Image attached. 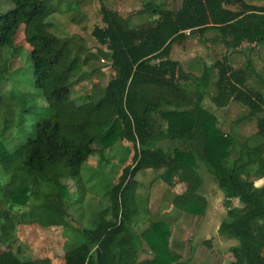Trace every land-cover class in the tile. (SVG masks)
<instances>
[{
  "label": "trees",
  "instance_id": "trees-1",
  "mask_svg": "<svg viewBox=\"0 0 264 264\" xmlns=\"http://www.w3.org/2000/svg\"><path fill=\"white\" fill-rule=\"evenodd\" d=\"M51 1L7 0L11 8L0 13V55H9L0 65V108H5L0 123V246L5 248L0 264H40L21 259L10 249L11 231L18 224L63 227L79 237L78 245L62 252V264L175 263L178 256L168 252L166 228L155 234L150 226L159 224L153 223L139 238L131 230L134 177L162 170L165 183L176 179L185 185L174 198V207L200 216L205 199L196 194L199 164L205 165L223 196L225 220L218 233L236 241L228 250L232 260L227 264H264V184L253 185L264 178V95L246 85L250 75L263 88L264 82L250 60L233 69L223 58L192 78L169 57L173 44L206 32L214 33L230 52L243 44L246 52L254 50L264 43V7L246 0H181L175 10L163 4L144 8L156 18L128 28L126 20L100 3L103 26L90 32L99 48L89 52L72 37L48 32L45 20L55 12ZM66 5L68 11L75 9ZM19 38L30 47L32 87L42 100L38 108L27 105L26 93L14 88L7 94L1 91ZM93 59L108 61L113 77L96 99L77 104L71 87ZM213 69V104L221 108L232 102L245 108L246 113L235 119L236 126L254 120L255 133L242 141L223 133L201 105ZM253 137L261 143H249ZM118 139L127 143L129 157L107 193L109 206L96 214L91 228L76 227L59 201V188H65L60 180L78 185L86 159ZM163 141H177L185 151L169 153L159 145ZM9 142L15 144L13 149ZM78 190L80 200L82 186ZM140 242L151 252L150 259L138 260Z\"/></svg>",
  "mask_w": 264,
  "mask_h": 264
},
{
  "label": "rangeland",
  "instance_id": "rangeland-1",
  "mask_svg": "<svg viewBox=\"0 0 264 264\" xmlns=\"http://www.w3.org/2000/svg\"><path fill=\"white\" fill-rule=\"evenodd\" d=\"M181 0H64L51 1L55 12L46 18L48 32L58 38H73L85 46L89 52H94L99 46L92 39L90 32L93 27H102L99 4L102 3L107 9L116 12L121 19L126 20L128 28H138L151 23L156 17L151 13L143 12L144 8L163 4L165 8L175 10ZM256 6L264 7L263 1L246 0ZM66 4L75 6L68 11ZM11 8L7 0H0V13ZM226 8L237 9L236 6ZM16 53L9 58L8 76L2 83L1 91L7 94L12 88L28 94L27 105L40 107L42 100L38 91L32 87V73L30 60L27 53L30 47L21 38L14 42ZM247 45L243 44L239 51L230 52L212 32H206L203 37H188L187 39L172 45L170 59L179 64L181 70L190 74L192 78L201 76L203 69L220 62L226 58L233 69L243 68L246 60L251 61L252 68L264 82V43L254 50L246 52ZM1 61L9 57L1 53ZM82 74L71 87V98L78 104L96 99L104 89L106 83L112 79L113 71L106 60H90L83 68ZM216 79V70L210 73V81L205 90L202 107L216 118V126L223 133L233 134L238 141L255 133L254 120L239 123L234 121L246 113V109L236 103H228L225 107L218 108L212 98L216 94L213 82ZM251 90H257L264 95V88L257 84L255 76H249L246 82ZM193 84V83H192ZM190 85V83H189ZM190 88V86H189ZM193 91V90H192ZM5 108H0V123L5 117ZM249 143H261V140L253 137ZM127 143L118 139L107 150L102 152L97 149L82 164L79 171L78 185L71 180H60L63 189L59 188V201L67 211V218H71V224L81 229L91 228V221L102 209L109 206L107 193L115 180L120 167L128 160ZM159 145L171 153L174 149L185 151L182 144L177 141L161 142ZM8 146L13 149L14 143ZM130 152V150H129ZM103 159L100 161L99 156ZM207 168L199 164L197 174L200 177V187L196 191L199 197L206 199L207 206L202 215L189 219L190 216L174 207V198L180 194L185 185L171 179L165 183L160 175L162 170H146L135 175L136 181L134 213L131 218V230L136 238L140 233L153 223L159 225L150 226L155 234L161 235L163 228L169 231L168 252L176 257V263L186 260L189 264H227L232 260L228 250L236 245L233 239L218 237L214 234L215 225L225 220V209L221 206L222 193L218 191L213 177L208 174ZM183 184V185H182ZM264 178L254 180L255 187L262 186ZM83 188V197L79 200L78 187ZM62 195H65L62 197ZM196 199V197H195ZM79 200V202H78ZM233 206H239L237 200L231 201ZM215 208V214H210ZM222 208V209H221ZM183 214V215H182ZM211 215V216H210ZM106 214V218H108ZM214 220V228L202 227V222ZM200 224V226H199ZM38 226V225H37ZM13 240L10 249L16 252L18 257L25 260L37 261L40 264H62V252L80 243V238L75 236L69 229L63 227L41 228L32 225H15L11 231ZM207 240L209 247L201 244ZM141 251L138 260L151 258V252L140 242ZM204 248V249H202ZM4 246H0L3 251ZM178 252V254H177ZM180 254V255H179ZM181 260V261H180Z\"/></svg>",
  "mask_w": 264,
  "mask_h": 264
},
{
  "label": "crops",
  "instance_id": "crops-1",
  "mask_svg": "<svg viewBox=\"0 0 264 264\" xmlns=\"http://www.w3.org/2000/svg\"><path fill=\"white\" fill-rule=\"evenodd\" d=\"M183 185V184H182ZM183 191H184V189H183ZM182 191V192H183ZM219 191V190H218ZM182 192L180 193V194H182ZM220 192V191H219ZM180 194H178V195H180ZM222 198H223V196H222ZM206 200V199H205ZM222 202V201H221ZM207 204V202L205 201V207L207 206L206 205ZM222 206V205H221ZM205 207H204V211H205ZM222 209V208H221ZM179 211H180V213L182 212V213H185V214H187V215H190V216H185V215H183L184 217H188L189 219H191V218H194V217H196L195 215H193V214H190V213H187V212H185L184 210H180V209H178ZM215 208H212L211 209V211H210V214H215L214 212H215ZM204 211H203V213H204ZM211 216V215H210ZM211 219H210V221L208 220L207 222L205 221V222H202L201 223V226L202 227H205V228H207V227H211V226H213V228H214V220H212V217H210ZM224 218H225V215H224ZM223 221V220H222ZM221 221V222H222ZM220 222V223H221ZM220 223H217L216 225H215V228H214V231H217V232H215L214 234H216L218 237L220 236V237H224V236H222V235H220L219 233H218V227H219V225H220ZM199 226H200V224H199ZM225 238V237H224ZM227 239V238H226ZM201 244L203 245V246H205L206 248L207 247H209V242L207 241V240H204V241H202L201 242ZM202 249H204V248H202ZM140 250H141V248H140ZM177 254H178V252H177ZM180 255V254H179ZM179 258V257H178ZM148 258H145V259H143V260H140V261H144V260H147ZM150 259V258H149ZM181 261V260H180ZM190 262V261H189ZM189 262H186V260H183V261H181V262H179L178 264H189ZM176 263V262H175ZM229 263V262H228ZM174 264V263H173Z\"/></svg>",
  "mask_w": 264,
  "mask_h": 264
}]
</instances>
